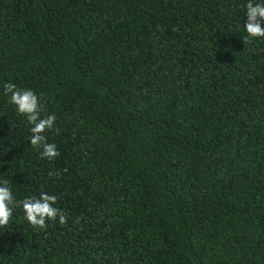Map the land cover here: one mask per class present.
<instances>
[{
	"label": "trees",
	"instance_id": "obj_1",
	"mask_svg": "<svg viewBox=\"0 0 264 264\" xmlns=\"http://www.w3.org/2000/svg\"><path fill=\"white\" fill-rule=\"evenodd\" d=\"M249 0H0V264H264V37ZM264 3V0H253ZM264 26V25H262ZM31 89L41 158L4 85Z\"/></svg>",
	"mask_w": 264,
	"mask_h": 264
},
{
	"label": "clouds",
	"instance_id": "obj_2",
	"mask_svg": "<svg viewBox=\"0 0 264 264\" xmlns=\"http://www.w3.org/2000/svg\"><path fill=\"white\" fill-rule=\"evenodd\" d=\"M247 22L244 25L246 36L243 43L251 39L264 37V3H254L249 0L246 5ZM4 94L9 96V103L16 106L18 114L24 116L28 124L32 125L30 143L34 148L41 149V158L49 160L59 155L56 145L48 143L44 133L53 128L55 115L41 118V105L39 97L31 89H19L12 83L4 85ZM56 196L41 192L39 198L32 197L17 203L11 189L0 186V227L7 226L13 215L15 207H22L24 218L33 229L40 230L47 227L48 221H56L59 218L61 225L66 224V215L54 205Z\"/></svg>",
	"mask_w": 264,
	"mask_h": 264
}]
</instances>
